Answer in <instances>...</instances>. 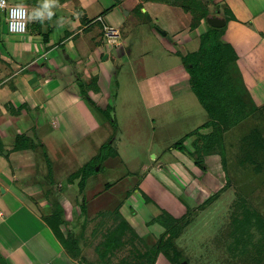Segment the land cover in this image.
<instances>
[{
    "label": "rangeland",
    "instance_id": "rangeland-1",
    "mask_svg": "<svg viewBox=\"0 0 264 264\" xmlns=\"http://www.w3.org/2000/svg\"><path fill=\"white\" fill-rule=\"evenodd\" d=\"M209 2L189 0L192 24L199 19L196 12H208ZM18 3L27 7L25 0ZM212 3L227 19L220 28L221 42L226 44L223 36L236 29L232 23L234 17L226 10L225 0ZM113 5L127 23L123 28L114 24L125 43L121 49L106 40L102 42L105 51L101 62L112 69L110 95L93 97L83 90L76 104L77 98L72 94L63 103L64 111L47 114L51 119L43 128H37L35 113L27 115L20 109L12 116L15 130H0L2 155L10 153L5 157L12 169L9 178L14 174L8 192L0 188V208L7 213L10 207L9 216L12 215V225L20 240L10 246L9 254L0 250V264H67L65 260L70 264H239L236 257L242 264L254 262V257L259 258L262 234L252 232L251 240L241 247V241L247 237L238 236L237 251L232 252V239L225 230L234 213L240 218L241 209H233L239 198L264 220V171L237 166V150H234L231 162L227 157L216 160L211 170L222 168V177L219 178V171L210 176L215 180L212 182L220 184L212 186V191L207 190L202 185L203 173L184 168L182 163L187 165L186 161H179L171 153L172 148L186 149V133L197 130V121L191 117L193 108L199 112L194 114L202 113L206 117L205 110L188 84L187 88L184 84L169 90L166 97L169 99L163 104L154 103L144 79L156 76V68L161 71L172 66L167 63L166 68L157 67L149 60L144 64L138 62L145 52H150L148 58L163 55L165 62L176 61L183 66L181 57L198 50L200 36L188 44H179L163 27L148 22L143 13L130 11L128 0H114ZM172 11L177 16L176 10ZM129 12L130 16L135 15L134 23ZM204 28L207 31L206 25ZM23 36L26 35L7 34L5 25H0L2 46L18 47V41H24ZM161 36L174 49V60L166 55L168 49L158 43ZM231 50L237 56L232 46ZM204 51L208 56L205 54V59L201 52L202 61L208 62L213 55ZM79 68L81 64L74 65L75 71ZM201 68L203 76L209 74L205 63ZM211 74L219 86L222 69L214 68ZM237 76L235 69L229 74L236 90L243 91L244 83ZM89 88L100 93L94 85ZM220 88L225 90L224 85ZM177 91L181 92L176 94ZM187 98H195L197 104ZM260 109L264 114V107ZM255 129L264 136L263 127ZM232 135H227V139ZM238 135L235 133L236 139ZM204 140L195 146L200 151H192L194 155L189 157L192 164L197 162L198 168H206L207 161L213 158L208 155L212 144L208 146ZM194 186L204 190L207 197L223 192L204 204L202 193ZM70 208L77 212L69 217L72 222L65 220ZM17 210L19 213L15 214ZM67 234H71L72 248ZM160 239L159 254L153 257ZM239 250H243L242 254ZM248 255L254 257L249 259Z\"/></svg>",
    "mask_w": 264,
    "mask_h": 264
},
{
    "label": "crops",
    "instance_id": "crops-1",
    "mask_svg": "<svg viewBox=\"0 0 264 264\" xmlns=\"http://www.w3.org/2000/svg\"><path fill=\"white\" fill-rule=\"evenodd\" d=\"M25 1L29 11V19L27 31L24 34L26 36H23L24 41L19 40L18 47H6L0 44V130H8L9 132L15 130L12 116L20 112V109H24L23 113L27 115L32 114V112L35 113L37 115L35 118L38 123L37 128H43L51 119V116L48 117L47 114H56L60 110L64 111L63 103L67 98H71L72 94L77 98L76 104H78V96H81L83 90L89 92L93 97L97 94H101L104 98L108 97L111 91L109 82L112 77V69L101 62L105 51L102 46V42L106 40L105 28H112L117 33L115 38L117 45H113L115 48L121 49L125 44L121 32L114 24L123 28L127 21L120 18L113 5L114 0H56V3L53 0ZM128 1L132 7L130 11L143 13L147 16L148 22H155L163 27L167 31L165 33L174 36L179 44L184 42L188 44L191 39H196L206 31L204 20H201L197 27H193L190 19L193 12H191L192 8L188 6L189 0L180 2L177 0L170 2L166 0ZM210 1L212 3V1L217 0ZM45 3L49 4V9L44 8ZM225 4L226 10L234 17L232 23H235L236 29L227 32L228 35L234 33L229 39L228 35L225 34L223 40L227 42L226 44L231 45L237 53L235 61L237 78L243 81L247 93L257 107V111L224 132L221 140H215L217 143L215 150L212 149V152L210 151L208 154L209 157H213L212 162L208 160L206 168L205 166L196 167L195 164L191 163L189 157H191L190 154L194 155V152L199 150L195 146L200 145L203 141L197 140L198 136L209 134L211 131V127H204L210 120L207 113L206 117L202 113L194 114V112H199L193 108L191 117L193 116L197 121L195 128L198 130V134L195 135L196 130L186 133L188 135L184 141L186 140L188 149H182V151L171 149V153H174L172 155L178 157L179 161H186L187 165L182 163L184 168L193 173H203L200 175L201 180L203 179L202 185L210 191H212V186L220 184L212 182L215 180L210 174L217 175L219 171V178L222 174V168L218 171L211 170L216 165V160H225L227 157L228 161L231 162L233 160L231 147L240 141L239 139L243 137L242 133L248 134L249 131L259 126L263 127L264 130V114L260 109L264 107V0H225ZM186 7L188 8L185 9ZM210 7L208 14H211ZM142 9L143 11H141ZM172 9L176 10L177 16ZM49 10L53 12L50 18L47 15ZM40 12H43V16L38 15ZM196 13L198 14V12ZM127 14L130 16L131 13ZM219 17L225 20L221 12ZM134 18L135 15L130 16L133 23ZM7 34L9 33L7 32ZM161 38L158 43L161 47L168 49L166 55L174 60L173 57H176L174 49L168 47L169 44L165 43L162 36ZM149 53L145 52L138 62L141 61V64H144V61L149 60L147 62L154 65L156 63L157 67L161 65L166 68L167 63L172 66L161 71L156 68V76L144 79L147 92L152 97L153 102L163 104L169 99L166 98L169 95V90L174 89L175 86L181 88L184 84L187 88V84L189 85L188 74L179 62H165L162 58L163 55L149 56L148 58ZM78 64H81V68L75 71L74 65ZM102 65L103 69H101ZM92 84L95 86V90L99 88L100 93H94L90 88L88 89V87L93 86ZM104 86L106 87L104 88ZM66 92L69 93L68 96H65ZM179 92L181 91H177L176 94ZM187 99L197 104L195 98ZM235 133L239 134L237 139ZM227 135L232 136L227 139ZM192 137H194L193 140ZM9 148L11 149V147ZM24 149V151L28 150ZM2 151L0 149V155H2ZM9 154L8 151L2 155L3 157L0 156V188H4L5 193L9 190L8 185L13 184L14 177L12 174L9 178L12 169L10 165L7 166V159L5 158ZM11 157L13 158L12 155ZM208 174L206 180L205 177ZM4 183L7 186L3 187ZM195 188L200 194L202 193V199H206L204 190L199 187ZM35 189L33 188V190ZM48 191L50 193V190ZM181 201L189 203L186 199ZM5 213V210L0 208V250L9 254L10 246H15L20 240L17 236L18 231L12 225V215L9 216L11 214L9 206L7 213ZM14 213L18 214L19 212L17 210ZM74 214L77 212L70 208L65 215V220L72 222L69 217ZM75 221L78 220L75 219ZM3 245L6 248H3ZM65 262L70 264L68 260Z\"/></svg>",
    "mask_w": 264,
    "mask_h": 264
},
{
    "label": "trees",
    "instance_id": "trees-1",
    "mask_svg": "<svg viewBox=\"0 0 264 264\" xmlns=\"http://www.w3.org/2000/svg\"><path fill=\"white\" fill-rule=\"evenodd\" d=\"M166 1L170 2L174 0ZM180 1L182 0H177V2ZM209 3L210 5H208V8L214 5L211 2ZM188 4L189 8H191V4L189 2ZM198 7L200 9L201 5ZM213 7L218 11V14H220L219 9L216 6ZM187 8L188 7H186L185 9ZM208 13L209 11L207 13H205L204 11L202 13L198 12L199 19L197 18V22L193 24V27L195 28L199 25L201 20H204L207 26V31L200 36L201 43L198 50L195 53L193 52V54L187 53L183 55L181 57V61L188 74V83L191 90L195 94L199 104L203 107L208 117L210 118L209 122L204 126L211 127L210 133L200 137L198 136L197 138V140L207 139L204 141L208 142V146L212 144L210 146L211 149H209L210 152L212 151V149L213 151L215 150V146L217 144L215 140H221L224 132H227L230 128L255 113L257 111V107L252 102L243 85L241 86V84H236L240 87H243L244 89L242 90L245 93L243 91L236 90L235 83L231 82L229 74L232 71L234 72V69L237 72V68L235 66L237 56L231 50L230 45L221 42V29L213 28L207 25L206 18L211 16V14ZM225 20L227 23L226 18ZM204 50H207L210 54L213 55V58L210 61L207 60L208 62L202 61L203 59L200 53L204 52L203 57H205V54L207 55ZM221 51L223 53H221ZM189 56L192 57L190 60L188 58ZM202 63H205V66L210 69L209 74L205 73L206 76H203V74H201L200 72V70L204 71V69L201 68ZM214 68L222 69L223 76L219 78V86L224 85L225 90H223V88L219 89V86H216L217 84L215 81V76L211 74V71ZM194 133L195 135L198 134V130H196ZM239 140L240 141L237 144L231 147L233 149L232 152H234V150H237L235 154V163L237 164V166H250L255 170L258 169L260 171H264V136L254 128ZM198 149V151H195L196 153L200 151V148ZM195 164H197V162H195ZM222 192L223 191H221V193ZM221 193L217 192L213 196H218ZM213 196H208L205 199L204 204L210 202V200L213 199ZM233 209L238 211L239 209H241V211H239L240 218L236 213L233 214V217H231V221L225 230L226 234L232 239L233 244L230 247L231 251H237L236 244L240 242L238 236L242 235L247 237V239L245 237L246 240L241 241V247L245 242L251 240L252 232L259 231L262 234L261 240H263L259 244L258 248L259 258L257 259L253 255H248L247 257H249V259H252L254 257L252 259L254 260V262L250 261L243 264H264V220L256 216V214L245 204L244 200L241 198H239L233 204ZM123 222H120V224H123ZM117 228L114 231L118 230ZM167 232L168 229L165 231V233ZM70 235L71 234H67L66 238L67 241H69L68 245L72 248L73 240L71 239ZM63 240L64 239H62V241ZM70 240L72 242H70ZM161 245L162 239L159 240L157 247H154L155 251L153 252L155 254L153 257L159 254ZM242 252L243 250H239L238 253L242 254ZM236 259L239 264H242V261L240 262V259H238L237 257ZM177 264H180V262H177Z\"/></svg>",
    "mask_w": 264,
    "mask_h": 264
},
{
    "label": "built area",
    "instance_id": "built-area-1",
    "mask_svg": "<svg viewBox=\"0 0 264 264\" xmlns=\"http://www.w3.org/2000/svg\"><path fill=\"white\" fill-rule=\"evenodd\" d=\"M19 0H2L4 7H0V25H5L6 30L9 34L22 36L27 31L29 11L23 6L22 17L12 16L11 10L16 8ZM11 26V27H10ZM104 36L106 37L107 43L110 45H117L115 38L117 33L112 28H105ZM1 216V215H0Z\"/></svg>",
    "mask_w": 264,
    "mask_h": 264
},
{
    "label": "water",
    "instance_id": "water-1",
    "mask_svg": "<svg viewBox=\"0 0 264 264\" xmlns=\"http://www.w3.org/2000/svg\"><path fill=\"white\" fill-rule=\"evenodd\" d=\"M209 10L211 16L206 18L207 25L217 29L222 28L225 25V20L219 17L218 11L214 7H210Z\"/></svg>",
    "mask_w": 264,
    "mask_h": 264
},
{
    "label": "clouds",
    "instance_id": "clouds-1",
    "mask_svg": "<svg viewBox=\"0 0 264 264\" xmlns=\"http://www.w3.org/2000/svg\"><path fill=\"white\" fill-rule=\"evenodd\" d=\"M53 2L56 3V0H53ZM4 6H5L4 3L2 2V0H0V7H4ZM49 7L50 6H49L48 3H45L44 4V8L45 9H49ZM10 14L12 16H14V17H17V18L22 17V15H23V6L22 5H18L16 8H14V9L11 10V13ZM38 15L43 16V12L38 13ZM47 15L50 18L53 15V12L51 10H49L47 12Z\"/></svg>",
    "mask_w": 264,
    "mask_h": 264
}]
</instances>
